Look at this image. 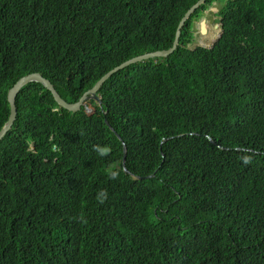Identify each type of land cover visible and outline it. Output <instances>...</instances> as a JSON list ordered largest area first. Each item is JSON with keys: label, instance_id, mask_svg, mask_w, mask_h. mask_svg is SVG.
Here are the masks:
<instances>
[{"label": "trees", "instance_id": "16d2710c", "mask_svg": "<svg viewBox=\"0 0 264 264\" xmlns=\"http://www.w3.org/2000/svg\"><path fill=\"white\" fill-rule=\"evenodd\" d=\"M196 1L0 0V127L18 77L75 102L167 50ZM213 1L218 38L189 49ZM95 93L70 112L19 87L0 140V264H264V0H205L171 54Z\"/></svg>", "mask_w": 264, "mask_h": 264}, {"label": "water", "instance_id": "95a60500", "mask_svg": "<svg viewBox=\"0 0 264 264\" xmlns=\"http://www.w3.org/2000/svg\"><path fill=\"white\" fill-rule=\"evenodd\" d=\"M205 0H197L194 4H191L183 13V15L180 17L175 31H174V35H173V39L171 42L170 47L167 50H163V51H156V52H152V53H147V54H141V55H137L134 56L132 58H129L128 60L123 61L122 63H120L119 65L111 68L110 70H107L105 73H103L95 82L94 84L87 90H85L83 92V94L79 97V99L75 102L72 103H68L66 102L61 96L60 94L57 92V90L54 88V85L47 79L43 78L39 73L37 72H31L28 73L26 75H22L20 77H18L15 82L6 90V102L8 104V115L6 120L3 122L2 126L0 127V140L2 139V137L5 135V133L8 131V129L10 128L14 118H15V106H14V97L16 95V93L19 90V87L22 86L23 84H26L28 82H36L41 84L43 87H45L47 90L50 91L53 99L55 100V102L61 107L64 108L67 111L70 112H76L78 111L82 106H84L85 108V112L86 113H90L91 110L85 106V101L86 100H93L96 104H100V99L99 97L96 95V91L98 90V88L100 87V85L102 84V82L109 77L111 74H113L114 72L123 69L125 67H127L128 65L132 64V63H136L139 61H144L147 59H152V58H164L167 55L171 54L177 45V39H178V35L180 32V28L183 25L184 21L187 19V17L193 13L200 4H202ZM216 11V10H215ZM205 12V11H203ZM205 13L202 14V16L200 17L199 20V30H200V34H204L206 31V27H205ZM219 22H217L218 24ZM219 33L216 35V38H218ZM215 38V39H216ZM197 48H201L203 49V45L202 43L198 42ZM125 154H126V149L125 146H123V158H122V163L124 164L125 161ZM126 170V169H125ZM136 178H140V177H136ZM141 179V178H140Z\"/></svg>", "mask_w": 264, "mask_h": 264}, {"label": "rangeland", "instance_id": "374dc122", "mask_svg": "<svg viewBox=\"0 0 264 264\" xmlns=\"http://www.w3.org/2000/svg\"><path fill=\"white\" fill-rule=\"evenodd\" d=\"M218 4H219V2L213 1L207 7V9L204 10L205 12H203V13H205L204 19H205V24H206V32H209L210 38H213L216 35V33H219V31H220V28L218 29L217 32L212 28L214 24H217V16L214 14V12L217 11ZM199 20L200 19H198L194 24V32H193V37H194L193 39L194 40L188 44L189 49H195L198 45L199 40L201 39V36L203 35V34H200V30L198 29ZM217 26H218V24H217ZM215 38L216 37H214L212 39V42H209L206 49L204 50L205 52H209L211 50V45H212L213 41L215 40ZM207 40L209 41V38H207ZM91 107H93V106L91 105Z\"/></svg>", "mask_w": 264, "mask_h": 264}, {"label": "clouds", "instance_id": "9594fccd", "mask_svg": "<svg viewBox=\"0 0 264 264\" xmlns=\"http://www.w3.org/2000/svg\"><path fill=\"white\" fill-rule=\"evenodd\" d=\"M244 162H245V163H248L249 161H248V160H245ZM116 176H117L116 173H112V179H115ZM101 195L103 196V199H101L100 202L103 203L104 200L107 198V192H106V190H104V191L101 193Z\"/></svg>", "mask_w": 264, "mask_h": 264}, {"label": "bare ground", "instance_id": "6f19581e", "mask_svg": "<svg viewBox=\"0 0 264 264\" xmlns=\"http://www.w3.org/2000/svg\"><path fill=\"white\" fill-rule=\"evenodd\" d=\"M214 25L216 26V29H215V31L217 32V31H218V29H219V27L217 26V24H214ZM211 39H212V38H210V39H209V41H210ZM86 101H89V100H86ZM86 101H85V102H86Z\"/></svg>", "mask_w": 264, "mask_h": 264}]
</instances>
